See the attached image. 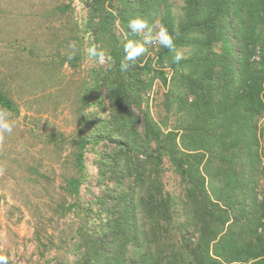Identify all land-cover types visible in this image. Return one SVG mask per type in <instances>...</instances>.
Returning a JSON list of instances; mask_svg holds the SVG:
<instances>
[{"label": "trees", "instance_id": "16d2710c", "mask_svg": "<svg viewBox=\"0 0 264 264\" xmlns=\"http://www.w3.org/2000/svg\"><path fill=\"white\" fill-rule=\"evenodd\" d=\"M73 1L61 11L73 13ZM79 1L84 15L69 18L68 40L81 47L87 37L98 53L99 42L110 44L111 63L93 71L86 96L99 106L107 102L108 113L98 134L77 133L70 157L55 145L57 164L50 172L27 165L25 185L44 199L43 214L35 206L36 264H264V196L256 191L264 0H184L181 15L174 0ZM137 15L159 20L175 36L178 51L189 49L178 64L169 50L160 47L158 53L160 68L169 65L182 82L166 96L168 112L175 108L177 117L169 129L153 119L145 99L153 47L134 64L124 60V43L141 38L128 28ZM79 60L60 63L77 66ZM0 106L18 113L2 90ZM89 153L99 192L87 185ZM166 163L185 186L181 204L166 191ZM179 207L185 217L180 224ZM49 212L59 220L71 215L77 223L58 238L48 237L43 218ZM52 250L56 254L46 259Z\"/></svg>", "mask_w": 264, "mask_h": 264}, {"label": "rangeland", "instance_id": "374dc122", "mask_svg": "<svg viewBox=\"0 0 264 264\" xmlns=\"http://www.w3.org/2000/svg\"><path fill=\"white\" fill-rule=\"evenodd\" d=\"M69 3V0H0V90L18 108V113H10L16 122L12 134H6V142L0 139V158L3 160V169L0 170V254L8 256V264L38 263L34 237L38 220L34 215L35 206L39 211L43 210L44 199L25 185L30 175L28 169L37 167L50 172L53 165L57 164L55 145L64 149L59 153L62 157H70L76 151L74 141L78 139L77 133L82 131L85 134L94 129L95 134H98L103 129L100 122L108 113L107 102L99 106L98 99L91 100L86 96L93 71L111 63L110 44L99 42L98 49L103 53V59L89 54L87 43L90 40L87 42V37L81 47L71 48L70 44L75 42L68 40L69 18L78 20L83 17L85 7L79 0H74L73 13L62 12L61 9ZM173 3L175 14L181 15L184 0H174ZM160 23L157 20V29ZM121 42L124 43L123 38ZM152 47V51L147 54L151 59L152 70L147 75L150 89L146 91L145 99L148 100L153 119L161 127L165 125L169 129L176 124L177 117L175 108L168 112L166 96L174 83L182 82L180 73L176 74L169 65L160 68L157 62L160 46ZM179 51L183 58L189 57L188 48ZM69 55L78 56L80 60L77 66L69 63L61 66V60ZM256 56L259 60V55ZM156 71H162L163 75ZM101 90L105 91L103 88ZM259 130L262 136L256 191L261 198L264 196V117L259 122ZM86 158L90 174L87 185L92 191L99 192L94 179V155L89 153ZM19 163L23 164L22 170ZM27 165L30 167L27 168ZM169 166L166 163L167 172L163 179L166 191L181 204L185 186L181 178L168 169ZM55 168L59 170L57 165ZM55 174L58 175V172L55 171ZM84 191L83 186V197L88 200ZM27 196L32 198L29 197L27 201ZM179 215L178 224L185 220L180 207ZM48 219H52L53 223ZM43 220L44 234L55 238L67 226L77 223V218L73 220L71 215L59 220L50 212L45 214ZM65 221L67 225H64ZM55 254L52 250L45 258L51 259Z\"/></svg>", "mask_w": 264, "mask_h": 264}, {"label": "clouds", "instance_id": "9594fccd", "mask_svg": "<svg viewBox=\"0 0 264 264\" xmlns=\"http://www.w3.org/2000/svg\"><path fill=\"white\" fill-rule=\"evenodd\" d=\"M128 28L133 35L141 37L142 34V37L136 40L128 39L124 43V60L126 62L134 64L138 58L145 56L153 45H159L174 53L172 57L174 63L178 64L183 59L182 53L177 50L175 36L163 23H160L157 29L155 22H150L148 18L137 15L129 19ZM70 47L74 49L75 44H70ZM88 52L93 57L99 56L100 59H103V54L97 52L95 45L89 48ZM68 59H72V55H69ZM128 66V63L122 65L123 68ZM15 126L16 122L12 119L11 114L6 109L0 108V139H3L6 134H12ZM8 259V256L0 254V264H8Z\"/></svg>", "mask_w": 264, "mask_h": 264}]
</instances>
